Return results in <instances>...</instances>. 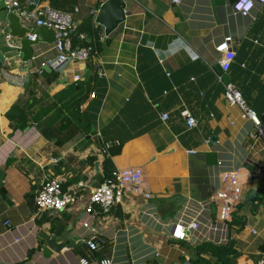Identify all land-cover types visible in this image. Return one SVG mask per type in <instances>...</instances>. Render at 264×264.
Wrapping results in <instances>:
<instances>
[{"label": "crops", "instance_id": "1", "mask_svg": "<svg viewBox=\"0 0 264 264\" xmlns=\"http://www.w3.org/2000/svg\"><path fill=\"white\" fill-rule=\"evenodd\" d=\"M104 1L19 0V12L36 14L47 4L66 11L72 10L71 3L78 5L76 29L92 19L98 32L87 40L101 45L89 59L60 70L52 65L54 42L33 47L34 68L21 62V54H8L9 60L0 63V168L7 196L0 194V264H83L82 259L87 264L106 259L111 264H192L199 243L229 240L236 252L232 264H264V198L260 201L256 191L264 184V144L248 137L250 123L226 101L223 87L233 83L264 120V2L256 1L243 15L233 10L235 0H124L125 21L105 35L94 22ZM22 17L28 28L36 27L34 20ZM228 36L233 53L225 69L215 47ZM97 67L105 72L99 77L105 94L89 131L82 121L72 139L56 145L42 135L36 122L20 128L7 115L11 108L24 107L33 117L46 111L41 121L49 120L47 125L60 131L71 119L65 108L72 102H57L55 96L72 85L78 87L74 75L81 76L78 82L85 81ZM91 98L80 111L88 108ZM183 110L195 117L194 128L186 126ZM163 112L169 115L166 121L160 118ZM107 141H124L120 153L111 157L114 168H141L144 190L152 198L128 194L107 213L96 209L92 224L102 242L91 251L81 220L91 188L104 178ZM223 169L238 171L240 205L253 199L236 212L243 223L234 219L228 241H219V235L207 228V221L216 219L211 207L204 209L202 229L190 239H170L167 223L184 205L196 206L217 191ZM49 177L60 180L63 192L76 195L74 205L39 212L34 198ZM80 181L87 186L79 188ZM149 205L156 206L161 222L142 216ZM164 207L173 211L162 214L159 208ZM43 234L54 242L71 239L77 245L55 252ZM153 249L158 250L157 257Z\"/></svg>", "mask_w": 264, "mask_h": 264}, {"label": "built area", "instance_id": "2", "mask_svg": "<svg viewBox=\"0 0 264 264\" xmlns=\"http://www.w3.org/2000/svg\"><path fill=\"white\" fill-rule=\"evenodd\" d=\"M7 6L19 12V0H4ZM180 0H173L179 2ZM256 1L264 0H235L232 4L233 10L237 13L247 15L254 7ZM78 5H74L72 10L66 11L55 8L49 4L42 7L36 14L33 11L21 10L19 13L24 15L28 20H34L36 26H45L56 31V39L54 41L55 58L52 65L57 70L62 69L66 64L75 61H85L92 55L93 49L90 46L81 44L86 38L85 33L75 34L76 20L75 15L79 12ZM76 39L78 41L76 42ZM231 37H225L216 44L215 49L222 54L219 63L226 69L230 65L232 59V50L230 48ZM225 55L227 56L225 58ZM99 77L105 75L102 67H97ZM169 75V72H167ZM3 77V70L0 67V80ZM220 79V76H217ZM81 80L80 75H74L73 81L77 83ZM224 97L226 101L238 107L242 119L250 123L251 128L248 131V137L254 143L262 142L264 144V120L260 118L256 110L247 103L240 90L230 82L223 83ZM94 95L91 94V97ZM186 126L191 129L196 126L195 117L187 110L181 112ZM167 112L160 114L163 121L168 119ZM113 144H119L118 141H107L104 143L103 152L109 155V148ZM219 165L222 164L220 160ZM221 187L215 191L205 202L197 203L196 206L187 204L179 211V215L170 220L169 238L173 240H188L193 232L202 229V213L204 209L207 211L213 207L216 209L215 222L210 219L207 221L209 232L219 235V241H228L229 223L232 221L233 214L237 210L242 199L243 188L239 179L238 171L235 169H223L219 175ZM79 188L86 187V183L80 181ZM128 194H135L152 198L150 192H146L143 187V171L139 167L115 168L108 176H104L103 180L95 187L91 188L89 193V201L84 208V216L81 220L83 227V236L85 244L91 251L99 249L102 242L98 231L93 227L92 221L96 214V209L100 212L107 213L110 209L121 204ZM35 204L39 212L43 211H59L66 209L76 203V195L70 192H63L61 182L56 177L44 179L34 198ZM142 216L151 219L154 222H161L154 205H149L141 211ZM254 231V230H253ZM152 255H159L157 249L152 250ZM83 264H87L82 259ZM102 264H111V259L102 261Z\"/></svg>", "mask_w": 264, "mask_h": 264}, {"label": "trees", "instance_id": "3", "mask_svg": "<svg viewBox=\"0 0 264 264\" xmlns=\"http://www.w3.org/2000/svg\"><path fill=\"white\" fill-rule=\"evenodd\" d=\"M71 6H74V4ZM92 19H90L89 22L85 24H82L81 27L76 29V34L78 33H86L87 36L84 40L81 41L82 45L90 46L93 49L92 54L100 47L101 42L93 43L94 40L88 41L87 37H90L91 39L94 38V36H97V26L96 28L93 27V23L91 22ZM78 39H76V42ZM98 41V38H97ZM97 44V45H96ZM102 81V80H101ZM99 80V76L97 71L94 72L93 75H91L90 79L87 81H80L78 83V87L72 85L69 88H67L64 93L57 94L55 98H57V102H72L70 107L65 108L66 111L71 112L72 116L71 119L68 120L60 131H55L52 128H50L47 124L50 122L49 120L41 121V117L44 116L47 112L43 111L41 112V115H37L33 117L31 114L28 115L27 109L24 107L21 109L14 108L10 109L7 113L10 119L15 121V125L17 127L23 128L26 126H29L32 121L36 122L42 135L55 143L56 145H62L64 142L72 139L77 131H79L80 122L85 121L86 122V130H90L92 128V125L94 121L97 118L100 106L102 104V99L105 94V89L103 87V83ZM91 94L94 96L91 98V102L89 103V106L86 110L80 111L79 107L82 105L88 98L91 97ZM63 96L66 98H63ZM28 102V100L26 101ZM75 102V103H74ZM248 103V102H247ZM251 107V106H250ZM58 109V107H50ZM39 121V122H38ZM125 141V140H124ZM123 141V142H124ZM123 142H120L117 146L110 147L109 155L103 154L104 158L102 161V170L104 173V176H108L112 173V171L115 169L112 159V156L118 155L121 151V147L123 145ZM10 161H7L9 164ZM62 187V190L65 191L64 187ZM259 194L260 201H263L264 198V184H259L257 190ZM241 203V202H240ZM248 203L253 204V199L250 200V202L247 200L244 204V202L240 205H238L237 210L233 214L232 221L229 223V229L230 227H233L235 224V220L240 218L238 216V210L243 205H246ZM243 218H240L239 223H243ZM240 224V225H241ZM195 249V258L192 260V264H232V256L236 255L235 250L231 246V242H227L226 244H216L211 241H203L199 243L197 246L194 247Z\"/></svg>", "mask_w": 264, "mask_h": 264}, {"label": "water", "instance_id": "4", "mask_svg": "<svg viewBox=\"0 0 264 264\" xmlns=\"http://www.w3.org/2000/svg\"><path fill=\"white\" fill-rule=\"evenodd\" d=\"M124 7V0H105L101 4L95 15L94 22L104 28L105 35H110L125 21ZM0 36L2 41V44H0V63L9 60L8 54H21V62L29 63L34 68L36 57L33 47L37 46L40 42H54L56 39V31L45 26H36L33 29L28 28L23 23L21 14L9 8L4 0H0ZM25 69L27 70L28 67L26 66ZM88 79L89 72L86 74L84 80L87 81ZM100 175L95 176L96 179L99 180L101 178ZM3 178L4 170L0 168V194L6 198L7 196L2 190ZM168 210L169 208L167 207L159 208L161 213ZM169 211H173V209ZM43 238L55 252H59L62 248H71L77 245V242L71 239L54 242L49 235L45 234H43Z\"/></svg>", "mask_w": 264, "mask_h": 264}]
</instances>
